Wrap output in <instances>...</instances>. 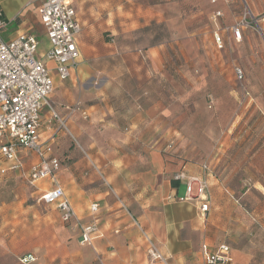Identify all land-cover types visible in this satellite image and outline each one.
I'll use <instances>...</instances> for the list:
<instances>
[{
  "label": "rangeland",
  "instance_id": "374dc122",
  "mask_svg": "<svg viewBox=\"0 0 264 264\" xmlns=\"http://www.w3.org/2000/svg\"><path fill=\"white\" fill-rule=\"evenodd\" d=\"M2 1L16 6L30 0ZM73 4L82 26L81 64L96 75L120 79L133 98L120 93L115 102L147 111L149 143H161L167 163L209 166L217 211L221 221L228 214L234 237L224 244L242 256L240 264H264V0ZM33 6L26 17L43 38ZM245 6L258 23L246 18L251 24L236 38L231 28L242 20ZM235 68L242 71L241 80ZM73 92L68 107L79 102L84 109L77 84ZM65 128L61 132L69 138L67 123ZM10 174L0 176V207L18 201L29 207L25 218L36 216L38 229L31 245L45 253L59 232L46 228L45 221L54 220L57 211L38 201L33 186ZM25 246L30 244L20 243L19 248ZM6 252L0 243V253Z\"/></svg>",
  "mask_w": 264,
  "mask_h": 264
},
{
  "label": "crops",
  "instance_id": "0c3cea01",
  "mask_svg": "<svg viewBox=\"0 0 264 264\" xmlns=\"http://www.w3.org/2000/svg\"><path fill=\"white\" fill-rule=\"evenodd\" d=\"M32 4L38 20L36 9L40 0L16 6L0 1L10 22L4 38L8 40L28 31L39 37L46 48V40L26 17ZM82 36L81 33L80 52L84 46ZM97 73L81 64L67 81L60 82L54 76V91L41 111L40 137L51 143L52 157L59 160L60 168L53 181H41L33 186L36 190L33 194L45 205L41 195L61 187L76 215L75 221L63 223L56 207L47 205L57 213L53 214L54 220L46 218V228L59 232L56 244L41 253L35 244L31 245L38 237V229L36 216L34 220L25 218L29 207L22 201L1 206L0 243L10 252L0 253V264H14L15 259L26 255L35 258L29 264H204L203 245L213 250L225 240H234L229 234L228 214L222 215L221 221L217 211L218 192L213 187L212 175L207 177L210 188L206 213L200 212L201 202L196 196L190 202L168 201V196L184 194L182 182L178 190L172 189V177L180 172L185 176H200L201 165L167 163L161 155V143L156 140L149 143L147 111L130 104L119 107L115 100L120 93L133 97L120 79ZM76 84L86 117L75 114L67 120L68 138L57 131L56 123L48 124V120L51 111L66 117ZM97 98L99 102H94ZM108 129L111 132L105 131ZM20 158L24 174L37 161L28 152L20 153ZM1 168H6V164ZM5 175L11 174L0 176ZM13 175L24 181L20 173ZM93 204L98 206L94 214L90 212ZM91 222L96 223L99 235L91 246L80 245V229ZM27 223L30 227L26 230ZM26 242L30 246L19 248L20 243ZM152 248L160 258H151ZM240 260L242 256L233 251L231 264H240Z\"/></svg>",
  "mask_w": 264,
  "mask_h": 264
},
{
  "label": "built area",
  "instance_id": "2783aa9c",
  "mask_svg": "<svg viewBox=\"0 0 264 264\" xmlns=\"http://www.w3.org/2000/svg\"><path fill=\"white\" fill-rule=\"evenodd\" d=\"M36 2V0H32ZM244 8L242 20L231 28L236 38H240V31L258 21L250 17V12ZM38 20L42 27L46 48L41 51V41L35 34L24 31L6 40L5 32L10 22L5 18L0 7V175L6 173H20L24 181L35 186L41 181H53L59 171L60 162L52 157V145L44 142L40 137L42 126L41 111L47 104L49 96L54 90V76L60 82L69 80L77 73L82 57L78 47L82 26L73 4V0H40L36 9ZM250 19V23L247 19ZM264 39V37H263ZM219 42V39H216ZM53 65L50 67L49 65ZM238 80L242 79V71L234 69ZM77 102L67 107L66 117L61 119L51 111L48 124L56 123L57 131L66 129L68 119L75 114L86 117L85 111ZM31 153L36 162L24 174V165L20 153ZM6 164V168L1 165ZM203 174L200 176H185L175 174L172 179L183 183L184 194L180 197L168 196L171 202L184 203L193 201L196 196L200 199L199 210L206 213L209 210L208 175L209 166L201 165ZM40 200L45 205L55 206L63 223L75 221L76 215L61 187L56 186L43 193ZM98 206L90 207L91 213H96ZM99 235L95 222H91L80 229V244L91 246ZM204 264H231L232 251L229 246L222 244L216 249L209 250L202 246ZM152 259L160 258L153 250L149 251ZM35 261L32 255L19 259L21 264Z\"/></svg>",
  "mask_w": 264,
  "mask_h": 264
},
{
  "label": "trees",
  "instance_id": "16d2710c",
  "mask_svg": "<svg viewBox=\"0 0 264 264\" xmlns=\"http://www.w3.org/2000/svg\"><path fill=\"white\" fill-rule=\"evenodd\" d=\"M161 155L163 156V158H165V153H161ZM170 184H171L172 189L178 190V188H180L181 182L171 179Z\"/></svg>",
  "mask_w": 264,
  "mask_h": 264
}]
</instances>
